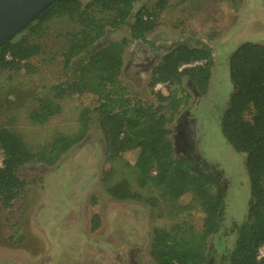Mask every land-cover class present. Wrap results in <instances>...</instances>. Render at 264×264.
<instances>
[{
  "label": "rangeland",
  "instance_id": "1",
  "mask_svg": "<svg viewBox=\"0 0 264 264\" xmlns=\"http://www.w3.org/2000/svg\"><path fill=\"white\" fill-rule=\"evenodd\" d=\"M160 2H165L163 10L155 8ZM141 8H155L156 14L155 29L144 42L130 40L128 27L106 33L99 42L128 40L121 80L133 103L154 104V92L167 95L163 85L150 89L148 84L151 70L171 43L200 41L211 49L214 66L208 89L198 96L193 85L183 82L188 100L172 125L170 140L176 159L186 161V166L215 167L223 175V235L212 237L210 243L223 242L225 257L249 202L244 156L233 152L220 133V118L232 91L227 58L242 43L264 45V0H140L132 16ZM77 29L66 20H52L39 40L43 53L29 61L30 73L0 71V127L11 129L34 150L57 134H74L80 112L92 104L89 95L61 96L55 90L70 77L60 56L66 47L64 35ZM43 97H52L61 112L43 125L32 124L27 115ZM137 155V150L119 155L114 162L119 177L129 176L122 162L133 164ZM105 157L93 114L86 137L56 164L33 162L20 168L23 193L8 208L0 203V264H153L149 254L153 228L179 236H186L189 226L201 228L204 215L189 193L173 200L167 188L150 185L139 192L153 204L110 198L100 182ZM177 174L174 169L170 180ZM94 216L98 224L92 230Z\"/></svg>",
  "mask_w": 264,
  "mask_h": 264
},
{
  "label": "trees",
  "instance_id": "2",
  "mask_svg": "<svg viewBox=\"0 0 264 264\" xmlns=\"http://www.w3.org/2000/svg\"><path fill=\"white\" fill-rule=\"evenodd\" d=\"M139 1H57L0 47V71L26 69L30 73L29 61L43 53L39 40L47 24L55 19L77 24L76 31L64 35L66 47L60 55L70 77L55 90L61 96L89 95L92 101L80 112L74 134H57L35 150L8 127H0V203L8 208L23 193L20 168L33 162L56 164L61 155L83 141L90 116L95 114L106 153L100 182L110 198L153 204L139 191L150 185L162 186L173 200L191 194L204 215L201 228L189 226L184 230L186 236L153 228L149 251L153 264H264V45L242 43L227 58L232 91L220 118V133L233 152L244 156L249 202L232 248L222 257L223 242L212 244L210 239L223 235V175L215 167L186 166V161L176 159L170 140L172 125L188 100L181 86L187 82L195 94H205L214 66L212 52L200 41L171 43L151 70L148 84L150 89L163 85L167 95L154 92V104L133 103L121 80L128 40L99 42L106 33L123 27H128L130 40L145 41L156 26L155 8L163 10L165 2L149 11L141 8L132 16ZM37 104L27 115L32 124L43 125L61 112L52 97H43ZM130 150H137L138 155L133 164L122 162L129 176L119 177L114 162ZM174 169L178 174L170 180ZM94 219L92 230L98 224L96 216Z\"/></svg>",
  "mask_w": 264,
  "mask_h": 264
},
{
  "label": "water",
  "instance_id": "3",
  "mask_svg": "<svg viewBox=\"0 0 264 264\" xmlns=\"http://www.w3.org/2000/svg\"><path fill=\"white\" fill-rule=\"evenodd\" d=\"M57 1L61 0H0V47Z\"/></svg>",
  "mask_w": 264,
  "mask_h": 264
},
{
  "label": "flooded vegetation",
  "instance_id": "4",
  "mask_svg": "<svg viewBox=\"0 0 264 264\" xmlns=\"http://www.w3.org/2000/svg\"><path fill=\"white\" fill-rule=\"evenodd\" d=\"M187 158H188L189 161H193L192 155H188Z\"/></svg>",
  "mask_w": 264,
  "mask_h": 264
}]
</instances>
